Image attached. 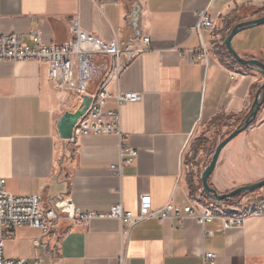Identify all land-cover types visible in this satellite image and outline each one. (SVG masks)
Wrapping results in <instances>:
<instances>
[{
  "label": "crops",
  "instance_id": "crops-1",
  "mask_svg": "<svg viewBox=\"0 0 264 264\" xmlns=\"http://www.w3.org/2000/svg\"><path fill=\"white\" fill-rule=\"evenodd\" d=\"M252 9L264 10V0H0V38L21 35L31 45L30 33L40 32L48 44L63 47L73 39L74 18L84 32L105 43L116 39L123 50L142 48L143 38H150L149 50L110 81L113 98L105 112L117 109L119 93L143 97L121 108L123 140L116 135L62 140L58 121L81 106V97L55 89L46 63L0 62V179L12 195L40 196L45 210L54 208L64 218L48 234L29 226L7 233L5 259L114 264L125 256L126 264H204L211 253L214 264H264V217L226 231L219 221L202 227L192 218L149 219L130 229L113 219L68 218L75 208L104 214L115 205L138 213L145 201L156 210L185 207L191 196L215 211L228 209L203 191L210 160L186 169L185 155L198 136L203 147L213 149L228 129L218 120L248 115L264 83L225 47L235 25L259 16L248 12ZM201 11L216 29L194 31ZM203 43L212 54L208 67L189 60V52ZM232 46L241 58L264 63V26L240 33ZM100 78L90 93L98 90ZM257 120L222 151L209 181L219 194L264 180V105ZM122 143L138 149L139 157L118 177L110 167L119 164ZM263 198L264 189L245 195L236 207L253 208Z\"/></svg>",
  "mask_w": 264,
  "mask_h": 264
},
{
  "label": "built area",
  "instance_id": "built-area-1",
  "mask_svg": "<svg viewBox=\"0 0 264 264\" xmlns=\"http://www.w3.org/2000/svg\"><path fill=\"white\" fill-rule=\"evenodd\" d=\"M214 29H216L215 22L210 19L207 11H201L194 31L201 34L204 30L213 31ZM71 33L72 41L63 47L48 44L40 32L30 33L31 45L27 44L21 35L3 36L0 38V62L46 63L49 66V79L55 89L75 93L81 97L82 102L84 97L92 99L90 108L74 127V138L116 135L123 140L121 108L129 103L141 102L143 97L137 93H119L115 96L117 109L105 112V106L113 98L108 93L110 81L118 80L134 57L149 50L150 38H143L142 48L128 47L123 50L116 39L105 43L84 32L76 18L71 20ZM97 57L103 58L101 64L95 62ZM189 57L191 63L208 67L212 54L203 43L200 48L189 52ZM102 76L103 80L98 90L90 93L91 84ZM231 79H235V74ZM138 157V149L122 143L120 162L110 168L116 176L121 177L124 167L135 164ZM232 209L237 213L232 214L228 212V209L215 211L214 208L203 204L200 196H191L185 207L168 204L156 210L152 208L149 201H145L138 213L126 211L123 206L115 205L104 214L86 213L75 208L69 213L68 218L78 223H87L93 219H113L120 221L127 229L149 219L163 223L168 220L182 222L186 218H192L202 227L219 221L221 230L226 231L243 229L251 218H263L264 198L253 208L247 203H241ZM240 211L242 213H239ZM62 220L64 218L60 217L54 208L47 210L43 208V199L40 196L12 195L6 190V180L0 179V264H31L27 260L4 258V238L7 233L29 226L40 230L43 234H48L54 225ZM207 233L213 235L212 231ZM124 234H127V231H124ZM215 257L211 253L206 254L204 264H214ZM114 264H126V257H119Z\"/></svg>",
  "mask_w": 264,
  "mask_h": 264
},
{
  "label": "water",
  "instance_id": "water-1",
  "mask_svg": "<svg viewBox=\"0 0 264 264\" xmlns=\"http://www.w3.org/2000/svg\"><path fill=\"white\" fill-rule=\"evenodd\" d=\"M264 26V15L253 20L244 21L234 26V28L229 32L226 40H225V47L227 48L228 52L233 56L236 62L240 65L252 69L259 73L261 76L264 77V63L257 61V60H245L241 58L233 49L232 42L233 39L239 35L240 33L257 27ZM92 104V99L90 97H84L81 106L75 112H67L65 113L57 124V130L59 136L64 141H72L74 139V127L76 126L78 120L85 115ZM264 105V83L261 86L260 90L257 92L255 97L254 103L246 116L244 123L237 129L233 131L226 139L221 141L212 156L211 161L204 169L202 173V184H203V191L204 193L215 203H222L228 199L236 197L243 193H252L258 190L264 189V180L248 185L240 187L230 193L227 194H219L214 188L210 186V177L215 171L216 165L220 158V155L224 148L233 140H235L238 136L246 132L257 120L259 112ZM228 212L232 214H236L237 211L234 209H228Z\"/></svg>",
  "mask_w": 264,
  "mask_h": 264
},
{
  "label": "rangeland",
  "instance_id": "rangeland-1",
  "mask_svg": "<svg viewBox=\"0 0 264 264\" xmlns=\"http://www.w3.org/2000/svg\"><path fill=\"white\" fill-rule=\"evenodd\" d=\"M263 15H264V12L262 14H260L257 18H259ZM257 18H255V19H257ZM256 124H258V120H256V122L254 123V125H256ZM199 137L200 136H198V139H200ZM227 137H225L224 139H226ZM198 139L190 146V148L186 152V155H185V161H186L185 167H186V169H188L187 168L188 163L192 164L193 167H195L201 160H208V161L210 160L211 161L217 145L221 141L224 140V139H222V137H220L219 139L217 138L218 143L214 145L213 149H206L205 147H203V145L199 142ZM190 168H191V166H190Z\"/></svg>",
  "mask_w": 264,
  "mask_h": 264
},
{
  "label": "trees",
  "instance_id": "trees-1",
  "mask_svg": "<svg viewBox=\"0 0 264 264\" xmlns=\"http://www.w3.org/2000/svg\"><path fill=\"white\" fill-rule=\"evenodd\" d=\"M248 12H251L253 13L254 15H260L264 12V10L262 9H252V10H248ZM247 115H245L243 118L241 119H238L237 121L235 122H232L230 121L231 118H220L218 120V124L219 126L220 125H223V123H225V127H227V131L226 133L222 136V139H224L225 137L229 136L230 134L233 133V131L237 128H239L243 123H244V120L246 118ZM210 183V182H209ZM211 186V185H210ZM261 190H258V191H255V192H252V193H243V194H240L236 197H233L231 199H228L226 201H223L222 203H220L221 205H223L224 207H227L228 209H232V208H235L236 205L238 204V202L245 196V195H250V194H255V193H258L260 192Z\"/></svg>",
  "mask_w": 264,
  "mask_h": 264
}]
</instances>
